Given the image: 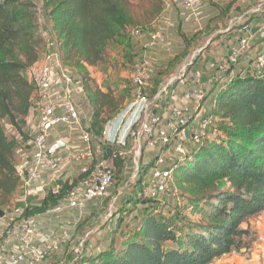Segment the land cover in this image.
<instances>
[{
    "label": "trees",
    "instance_id": "trees-1",
    "mask_svg": "<svg viewBox=\"0 0 264 264\" xmlns=\"http://www.w3.org/2000/svg\"><path fill=\"white\" fill-rule=\"evenodd\" d=\"M133 2L40 0L35 4L32 0H0V210L3 212L15 193L21 192L22 184L14 165L13 144L2 123L18 135L19 147L28 150L25 144L30 140L28 119L34 110V98L27 73L39 61L46 43L42 23L51 26L60 61L73 80L80 83L77 100L88 111L87 131L92 144L102 150L106 159H111L114 146L103 142V131L123 101L112 88L97 85L89 68L106 61L112 44L128 43L126 48L130 49L131 30L142 29L133 19ZM157 12L146 13L151 19ZM187 47L183 49L184 56ZM128 50L125 53L131 51ZM188 60L189 57L186 64ZM154 83L149 92L151 98L164 86L159 80L155 87ZM215 114L218 137L173 165V182L179 196L189 199L191 211L201 213L200 221L189 225L186 233L180 235V228L173 221L147 212L137 221L129 241L117 246V232L113 231L105 248L98 252L76 251L68 264H212L232 253H250L254 233L248 222L264 212V78L235 77L217 96ZM124 161L112 159L114 180L116 173L122 172ZM140 174L138 187H141ZM76 185L77 181L65 182L57 192L48 190L35 205L23 204L20 217L45 214ZM147 199L138 202L148 207L147 204L156 201ZM123 221L122 217L118 219L116 226ZM244 224L247 226L243 227Z\"/></svg>",
    "mask_w": 264,
    "mask_h": 264
},
{
    "label": "built area",
    "instance_id": "built-area-1",
    "mask_svg": "<svg viewBox=\"0 0 264 264\" xmlns=\"http://www.w3.org/2000/svg\"><path fill=\"white\" fill-rule=\"evenodd\" d=\"M204 3L205 0H166L167 19L160 15L152 24L142 45L141 55L133 65L130 76L132 100L117 118L114 131L119 134L114 132L109 136L107 127L110 122L104 128L103 142L114 146L111 159H106L101 149L92 146V139L87 131L88 111L81 109L77 100L81 91L80 83L73 80L69 69L60 61L56 42L46 40L42 61L33 65L27 73L33 87L32 113L37 114V120L30 125V140L25 144L30 153L28 168L22 166L18 170L25 197L36 192L41 200L48 190L59 191L63 185L60 188L55 186L61 168L74 166L77 168L74 180L63 181V184L77 181V185L62 202L51 209L52 215L57 218L63 215L65 209L80 215L89 206L101 204L114 183L112 159L125 160L131 141L133 148L138 151L145 147L157 153L151 161L150 177L144 195L153 200L162 195H170L180 200L173 182L174 167H167L162 153L173 142V152L178 157L177 162H180L190 153L185 145L190 144L193 149H198L218 137L215 107L217 96L222 91L209 99L206 108L202 105L206 94L200 84L197 89L186 94V98L193 103L192 112L181 106L176 95H171L166 111L159 112L162 107L159 108L158 100L167 95V91L175 82L178 81V87H183L187 82H190L188 86L196 85L198 80L190 78V81H185L181 75L172 77L151 98L149 92L156 75L152 53L155 50L157 53L158 49L164 47H171L172 42L167 33L176 25L173 11L181 15L182 26H199L198 15ZM250 5V8L232 21L236 39L230 46L228 56L219 64L217 70L218 78L225 79L224 87L237 77L231 72V68L238 65L240 59H245L248 65L246 71L238 74V77L249 75L264 78V44L254 55H250L255 33L252 22H247L250 18L264 14V0H253ZM259 31L264 33V25ZM142 33L143 29L131 30V36L134 38L141 37ZM59 129L77 136L78 141L72 145L63 138L51 142L52 133ZM22 170L24 172H21ZM137 174L136 165L131 180L136 178ZM69 176L73 178L70 172L66 177L70 178ZM21 212L15 218L5 215L0 219V264H50L51 258L59 253L61 243L68 240V231L63 229L61 234H49V230L45 229L40 220L44 214L21 218ZM45 215L49 213L46 212ZM73 219L74 217L68 220L69 223H73ZM260 247H264L263 235L258 236V248ZM252 252L243 253V258H252ZM256 256L258 259L264 258L262 253H257Z\"/></svg>",
    "mask_w": 264,
    "mask_h": 264
},
{
    "label": "rangeland",
    "instance_id": "rangeland-1",
    "mask_svg": "<svg viewBox=\"0 0 264 264\" xmlns=\"http://www.w3.org/2000/svg\"><path fill=\"white\" fill-rule=\"evenodd\" d=\"M32 1L35 4L40 3V0ZM133 1L131 13L135 22L142 29L149 27V23L160 15L167 19L168 12L166 11V0H157L158 2L148 3H146L145 0ZM240 3L241 0H205L200 17L203 19H200L199 26L184 28L181 27L178 20L177 28L169 30L167 33L168 39L172 42L171 47L158 49L160 55L156 57L159 60L153 58L155 62L157 61L155 64L156 75L154 82L156 83V81L159 80L162 84H166L172 77H177L178 75H181L185 80L189 81L190 77H193V79L196 78L199 80L198 82L200 84L204 81L202 77L205 76L206 78H212L214 74L217 73L223 57V55L218 54V49H216L219 47L220 36L224 35L222 31L230 26L232 19L237 17L244 10L239 6ZM250 6L251 5H249V8ZM246 9L247 7L245 10ZM151 10L153 12L159 11L154 17L146 21L148 19V14L146 12L151 13ZM222 10L224 11L223 14L221 12ZM174 14L177 17L179 16V13L176 11H173V15ZM42 28L45 39L50 42H55L51 26L42 23ZM185 30L187 31L183 32ZM202 30L203 32L199 33V31ZM188 36H192V38L189 39ZM187 43L189 44L188 47ZM185 45L187 48L185 52L186 55L184 56L183 49L185 48ZM122 46V44L112 46L111 51H108L106 61L97 65L96 71H91L90 73L91 79L95 83H99L101 88H112L116 95L123 101L121 109L110 119L109 122L113 119L116 120L126 110L132 100L130 76L132 74L133 65L139 59L142 52V46L139 44H136V46L132 48V50L130 49L131 51L127 53H125L124 49L123 51L121 50ZM154 52H156V50ZM124 53L125 56L123 55ZM188 57L189 60L186 64L185 61ZM206 68L208 69V72H206ZM177 82L170 87L167 91V95H164L158 100L159 108L162 107L163 110L168 108V102L172 97L171 95L179 96L178 92H175L178 86ZM185 84L188 86L190 82ZM219 85L225 89L223 80L220 81ZM186 101L188 102L185 105L188 109H192V101L189 99H186ZM2 124L7 137L13 144L14 165L19 170L22 164L21 158L19 157L21 154L20 151L23 152L24 156L28 159L30 157L29 153L26 149H21V147L19 149L20 138H16L17 136L10 131L5 123ZM115 133L116 135L119 134L117 131ZM72 135L65 130L59 129L52 133L50 141L53 142L57 139L63 138L67 139L69 141L68 143L72 145L78 141L77 136ZM170 136L172 135L170 134ZM95 145L96 144H92L94 148ZM185 146L190 153L194 152V149L190 144ZM127 150L129 151V154L124 161V168L122 172L116 173L114 183L108 191L106 199H104L101 204L98 203L89 206L86 211L80 215L70 209H65L63 215L58 216L57 218L52 215V210L48 211L49 215L44 214L43 217H41L40 220L44 221L43 226L46 230H49L47 233L58 235L61 234L60 232L63 229L68 231V240L61 243L59 253L54 255L49 263L54 264L57 257L61 258L62 253L66 251L65 249H67V247L69 248V252L66 256L65 264H68V261L75 256L77 253L75 251L80 252L83 250L84 252V249H86L85 252H98V250L107 246L111 237L110 235L113 231L117 232L115 237L116 245L124 244L131 239V233L137 221H139L141 216L147 212L153 213L154 215H162L173 221V223L180 228V235L186 233L189 225L196 224L200 221L202 216L201 213L199 211H191L192 204L189 199L184 196H181L180 200H176L170 195H162L159 196L156 201H152L153 203L147 204L148 207H145L143 206L144 204L138 202L139 199L148 200L144 195V189L147 187L148 179L150 177V167L148 164L151 163L157 153L155 151H150L145 147H142L138 151L136 148H133L131 141L129 142ZM162 154L167 167H173L178 158L176 157L177 155L175 152H173V142ZM136 165L140 169H138V172L141 173V187L137 186L139 173L136 178L131 180ZM61 169V174L58 176L59 179L55 188H60L63 185V181L74 180V177H66L69 172L75 175L77 173V168L74 166H71L70 168L63 167ZM21 172H24V170ZM28 197L29 196H24L23 190H21V192L18 190L13 196L11 204L4 210L6 216L15 218L19 215L25 204L35 205L37 203L36 199ZM123 209H125V212H122ZM121 214L123 215L121 216ZM73 217L74 222L69 223ZM121 217L124 220L123 224L116 226V221ZM250 221L248 222V225L254 233V240L251 248L252 251L254 249L260 251L261 247L258 248V236H264V212ZM246 226L247 225L245 224L243 225V227ZM169 245L175 246L174 243ZM242 255L243 254H233L229 257L225 256L220 260H215L212 264H237L239 260H242L247 264H263L264 262V258H257V261H252L253 258L244 259ZM57 263L58 262H56V264Z\"/></svg>",
    "mask_w": 264,
    "mask_h": 264
},
{
    "label": "crops",
    "instance_id": "crops-1",
    "mask_svg": "<svg viewBox=\"0 0 264 264\" xmlns=\"http://www.w3.org/2000/svg\"><path fill=\"white\" fill-rule=\"evenodd\" d=\"M252 3H253V0H241V3L239 4V6L242 7V8H244V10H245V8L247 7V9H248L249 8V5L252 4ZM201 12L198 15L199 20L200 19L201 20L203 19V18H200L201 17ZM149 19H150V17L148 16V19L146 21H148ZM233 19H232V21H233ZM173 20H174V22L176 24L175 25V28H177L178 20H179V23L181 24V15L179 14V16L177 17L174 14L173 15ZM263 25H264V14L262 16H257V17H254V19H252V26H253V30H254L255 36H254V39H253V42H252V45H251V48H250V55H254L256 53V51L264 44V33L262 31H259L260 27L263 26ZM181 27L188 28L190 26L185 27V26H182L181 25ZM233 27L234 26L232 25V23H230V26L227 29H225V30L222 31V33H224V35H222L220 37V39H219V47L216 48V49H218V54L223 55V57L221 59L222 61H224L226 59V57L228 56V52H229L230 46L233 44V42L236 39V30H234ZM151 28H152V24H151V26L143 29L142 36L139 37V38L131 37V35L129 34V41L128 42L130 44V49L131 50H132V48H134L136 46V44H139V45L142 46V44L146 41V38H147V35H148V31L151 30ZM186 31L187 30H185L183 32H186ZM188 38L190 39V38H192V36H188ZM126 45L128 46V43L123 44V46L121 47V50L122 51H123V49H124V51H127L128 50V48H126ZM112 46H117V44H112L109 47V51H111ZM159 53L160 52H157V53L153 52L152 53V55H154L153 58L154 59L156 58V60H159L156 57V56H159L160 55ZM42 59H43V55L41 53L38 62H41ZM156 63H157V61L155 62V64ZM247 65L248 64H247V61L245 59H240L239 64L231 68V72L235 73V75L238 76V74L242 73L243 71H246ZM96 69H97V66L96 67L89 68V72L91 73V71H96ZM205 70H206V72H208V69L207 68ZM218 77H219L218 71H217V73L214 74V76L212 78L211 77H207L206 78L205 76L202 77L204 79V81L201 83V86H202L201 88L204 89L205 94H206V99L204 100V102H203L202 105L205 106L206 108H208V101H209V99L212 98V97H214V96H217L222 91V89H221V87H220L219 84H220V81L221 80L224 81L225 79L224 78L223 79H220ZM190 78H193V77H190ZM198 81H197V84L196 85H191V86L185 85L183 87H178L177 86V89L175 91V92H178V94H179L178 99L180 101L181 106L184 107L185 109H187V111H189V112H190V110L192 112V109H188V107L185 105L188 102V101H186V99H187L186 98V94H187L188 91L195 90V89L198 88V86L200 85V83H198ZM97 85H99V83H97ZM102 89H104V88H102ZM165 109L163 110V108H160L159 109V112H162L163 113V112L166 111ZM36 120H37V114L35 112L34 113H31L30 116H29V119H28V127H30V125L34 121H36ZM117 122H118L117 119L116 120L113 119L110 122L111 124L109 125V127H107V133L109 131V133H108L109 136L113 135L114 130H115L116 126H117ZM13 134L17 136L16 138H18V135L16 133L13 132ZM19 149H20V147H19ZM27 152L29 153V150H27ZM20 153L21 154L19 155V157L21 158V163H22L21 166H23L25 168L26 167L28 168V164H29L28 162L30 160L28 161V158L24 156L23 152L20 151ZM71 176L74 177L76 175L75 174H71ZM28 198L36 199L37 202L40 200L39 195L36 192L35 193H31ZM41 222L44 225V221L42 220ZM65 250L66 251H64L62 253L61 258H58L57 257V259L55 260L54 264H56V262H58L57 264H65V262H66V256L68 255L69 248L67 247V249H65ZM257 253H262L264 255V248L261 247L260 251H257L256 249L253 250V252L251 253L252 254V258H253L252 261H257V256H256ZM233 254H235V253H233ZM233 254H230V255H233ZM230 255H227V256L229 257ZM50 264H53V263H50ZM237 264H247V263L244 262V261H242V260H239ZM263 264H264V262H263Z\"/></svg>",
    "mask_w": 264,
    "mask_h": 264
},
{
    "label": "water",
    "instance_id": "water-1",
    "mask_svg": "<svg viewBox=\"0 0 264 264\" xmlns=\"http://www.w3.org/2000/svg\"><path fill=\"white\" fill-rule=\"evenodd\" d=\"M4 216H5V213L2 210H0V219H2Z\"/></svg>",
    "mask_w": 264,
    "mask_h": 264
}]
</instances>
